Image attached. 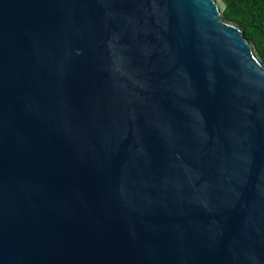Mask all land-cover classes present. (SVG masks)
I'll use <instances>...</instances> for the list:
<instances>
[{"label":"water","instance_id":"1","mask_svg":"<svg viewBox=\"0 0 264 264\" xmlns=\"http://www.w3.org/2000/svg\"><path fill=\"white\" fill-rule=\"evenodd\" d=\"M224 0H0V264H264V64Z\"/></svg>","mask_w":264,"mask_h":264},{"label":"trees","instance_id":"2","mask_svg":"<svg viewBox=\"0 0 264 264\" xmlns=\"http://www.w3.org/2000/svg\"><path fill=\"white\" fill-rule=\"evenodd\" d=\"M224 17L240 27L264 64V0H224Z\"/></svg>","mask_w":264,"mask_h":264}]
</instances>
